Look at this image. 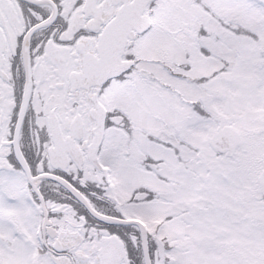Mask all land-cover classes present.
<instances>
[{
  "label": "snow or ice",
  "instance_id": "obj_1",
  "mask_svg": "<svg viewBox=\"0 0 264 264\" xmlns=\"http://www.w3.org/2000/svg\"><path fill=\"white\" fill-rule=\"evenodd\" d=\"M0 264H264V0H0Z\"/></svg>",
  "mask_w": 264,
  "mask_h": 264
}]
</instances>
